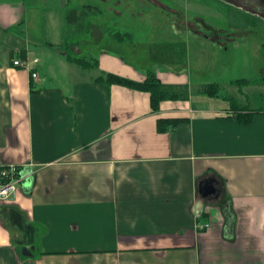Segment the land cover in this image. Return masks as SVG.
Returning <instances> with one entry per match:
<instances>
[{
  "label": "crops",
  "instance_id": "1",
  "mask_svg": "<svg viewBox=\"0 0 264 264\" xmlns=\"http://www.w3.org/2000/svg\"><path fill=\"white\" fill-rule=\"evenodd\" d=\"M26 7L0 0V161L26 164L0 200V264H264V107L197 94L153 112L149 93L110 87L65 53L42 73ZM21 51L28 68L14 65ZM167 117L185 120L159 132ZM207 177L218 192L204 197Z\"/></svg>",
  "mask_w": 264,
  "mask_h": 264
},
{
  "label": "rangeland",
  "instance_id": "2",
  "mask_svg": "<svg viewBox=\"0 0 264 264\" xmlns=\"http://www.w3.org/2000/svg\"><path fill=\"white\" fill-rule=\"evenodd\" d=\"M75 1L25 0L26 46L42 60L40 72L43 62L59 70L65 53L97 59L90 76L126 67L135 80L151 70L165 79L179 74L189 79L191 87L162 80L180 94L170 101L190 99L207 84L219 83L220 99L246 97L253 107H264V8L254 9V1ZM82 3L90 5L77 8ZM74 9L84 12L78 23L67 19ZM118 33L129 35L119 40ZM241 78L257 80L244 87L232 83Z\"/></svg>",
  "mask_w": 264,
  "mask_h": 264
},
{
  "label": "trees",
  "instance_id": "3",
  "mask_svg": "<svg viewBox=\"0 0 264 264\" xmlns=\"http://www.w3.org/2000/svg\"><path fill=\"white\" fill-rule=\"evenodd\" d=\"M83 18H84V12L78 14L76 9L71 11L67 16L69 22H74V23H78V20ZM128 35H129L128 33H124V34L118 33L116 36L119 40H125L127 39L126 37ZM18 55L19 58L25 60L26 51L25 53L21 51L20 54ZM66 59L69 62L77 64L83 68L93 69L99 66V61L97 59L88 60L82 57H74L71 54H66ZM98 80L106 83L110 87L112 85H121L137 91H143L149 93L150 106L153 112H158L161 109V104L164 101L176 100L180 97V94L175 91L173 85H171L172 87L171 89L165 88L166 84L163 83L162 80L157 76L156 72L152 70L148 72L147 77L142 81L134 80L111 72L101 75ZM256 80L257 78L256 79L241 78L232 81V83L238 85L239 87H244L245 85L251 84L252 82H256ZM177 86H181V85H177ZM221 91L222 90L219 83H210L204 86L203 88H201L200 93L210 97H220ZM224 98L226 100H229L232 104V107L234 108V102L237 98L233 95H228ZM184 99L186 98H183L182 100ZM234 111H236L235 108ZM241 113L242 112H239L240 121H242L243 123L244 122L247 123L248 121H250L249 119L247 120L242 119ZM183 120H185V118H181V117L159 118L157 120V130L159 132H167L170 129L177 127L179 123ZM221 201H223L222 211L225 216V221L229 223V227L233 229L236 223V218L230 203L231 201L230 200L228 201L226 199H221Z\"/></svg>",
  "mask_w": 264,
  "mask_h": 264
},
{
  "label": "built area",
  "instance_id": "4",
  "mask_svg": "<svg viewBox=\"0 0 264 264\" xmlns=\"http://www.w3.org/2000/svg\"><path fill=\"white\" fill-rule=\"evenodd\" d=\"M14 65L28 68L27 61L17 58ZM34 78L38 77L37 72H33ZM29 166V164H28ZM26 177V164L4 163L0 161V200L14 197L19 189V185ZM210 223H199L201 229L210 227Z\"/></svg>",
  "mask_w": 264,
  "mask_h": 264
},
{
  "label": "water",
  "instance_id": "5",
  "mask_svg": "<svg viewBox=\"0 0 264 264\" xmlns=\"http://www.w3.org/2000/svg\"><path fill=\"white\" fill-rule=\"evenodd\" d=\"M199 190L202 196L204 197L217 194L218 190L215 186V179L212 177H207L203 179L199 184Z\"/></svg>",
  "mask_w": 264,
  "mask_h": 264
},
{
  "label": "flooded vegetation",
  "instance_id": "6",
  "mask_svg": "<svg viewBox=\"0 0 264 264\" xmlns=\"http://www.w3.org/2000/svg\"><path fill=\"white\" fill-rule=\"evenodd\" d=\"M240 0H234V2H236V3H242V2H239ZM252 1H254L255 3L253 4L254 5V9H256V8H264V1L263 0H260L261 1V5H259L258 4V2L257 1H255V0H252ZM62 3L63 4H69V3H73V4H75V3H77L75 0H62ZM90 4H85V3H82L81 5H77V8H79V6H81V7H86V6H89ZM213 197V196H212Z\"/></svg>",
  "mask_w": 264,
  "mask_h": 264
}]
</instances>
